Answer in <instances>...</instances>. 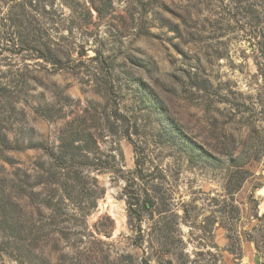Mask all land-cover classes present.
Wrapping results in <instances>:
<instances>
[{"label": "rangeland", "instance_id": "rangeland-1", "mask_svg": "<svg viewBox=\"0 0 264 264\" xmlns=\"http://www.w3.org/2000/svg\"><path fill=\"white\" fill-rule=\"evenodd\" d=\"M251 3L0 0V133L51 146L67 123L86 130L81 184L96 203L83 218L51 217L31 194L45 156L0 152V203L20 206L8 230L19 244L2 245L0 264H19V247L36 264H264V57ZM137 160L153 206L132 227ZM237 163L253 175L230 196Z\"/></svg>", "mask_w": 264, "mask_h": 264}, {"label": "trees", "instance_id": "trees-1", "mask_svg": "<svg viewBox=\"0 0 264 264\" xmlns=\"http://www.w3.org/2000/svg\"><path fill=\"white\" fill-rule=\"evenodd\" d=\"M258 1L259 4L251 3L246 7L248 12L255 15L257 21L254 25L248 24L247 26L256 30L257 36H254V38L261 39V41H259V51L261 56L264 57V30L262 29L264 26V0ZM90 5V8L97 14V7H95L94 3L91 2ZM77 54L80 58L84 55L86 56V54L83 53V49L77 51ZM50 60L57 63L61 62L57 56L51 57ZM89 60H97V51H95V56ZM122 120L123 117L118 114L116 116V121L122 122ZM66 125L65 128L59 131L58 144H52L51 146H44L42 143L32 142L25 146L18 139H11L6 134L0 133V152L5 154L13 150L40 151L47 160V163L41 165V171L44 175L39 177L45 179V181L41 182V185L37 184V191L31 193L37 198L39 207L50 212L51 217H54L55 214L66 216L71 214L72 217L74 215H79L83 218L90 215L91 210L96 206L94 201H90L89 207L84 204L86 197L83 196V187L81 184L82 163H79V159H86V162H88L89 157L92 155L89 146H91V140H93V137L89 133H85L86 130L76 131L69 123ZM124 137L130 140L128 133H126ZM135 152L138 154L136 150ZM4 160L5 162H8L6 158ZM230 168L225 183V191L227 195L232 196L241 189L242 184L253 174L245 169L244 165H239L238 163L232 165ZM134 173L135 176L129 181H126L127 183L125 186L128 222L132 227L134 226V223H141L144 214L146 212L150 213L153 206L152 199L144 197L137 189L139 185L137 180H139L141 176L140 162L138 160L136 161ZM17 178H19L18 175ZM44 186H47L51 190V195H42L41 190ZM18 203V201L10 202V205L0 203V231L3 240H5L0 243V251L4 250L2 245L10 247L11 244H16V246L19 244L17 238L12 235V232H8V230L11 231L16 224L14 222L17 221V216L12 212V206L19 208L20 206ZM255 219L259 223L264 221V213L260 217L256 215ZM72 220V218H68L65 222L70 223ZM10 241L14 243H11ZM21 249V247L17 248V250L21 252L16 257L17 262L19 264H36L34 258L31 257L30 252L21 251Z\"/></svg>", "mask_w": 264, "mask_h": 264}, {"label": "water", "instance_id": "water-1", "mask_svg": "<svg viewBox=\"0 0 264 264\" xmlns=\"http://www.w3.org/2000/svg\"><path fill=\"white\" fill-rule=\"evenodd\" d=\"M256 263H258V260L256 259Z\"/></svg>", "mask_w": 264, "mask_h": 264}]
</instances>
